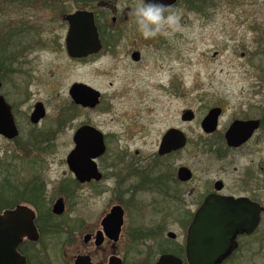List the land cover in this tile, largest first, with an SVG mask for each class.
I'll list each match as a JSON object with an SVG mask.
<instances>
[{"label": "rangeland", "instance_id": "1", "mask_svg": "<svg viewBox=\"0 0 264 264\" xmlns=\"http://www.w3.org/2000/svg\"><path fill=\"white\" fill-rule=\"evenodd\" d=\"M140 2L117 0L114 5L123 13L127 8L131 11ZM36 3V0H25L22 5L17 0H0V38L10 35H5L10 29L12 37L18 36L15 32L25 24L27 32L24 29V36H40L46 42L44 46L35 47L32 57L36 68L30 77L17 74L4 78L2 94L16 106L20 137L13 143L0 137V168L13 156L26 179L36 167L46 182L47 206L51 204L49 197H65L58 187L63 181L72 180L66 159L74 148L73 132L82 123L91 121L110 135L112 152L107 164L119 159L120 150L126 155L124 151L128 149L132 157L139 160L152 155L166 130L178 127L187 134L189 143L171 162L186 165L194 171V180L188 185V189L196 194L194 196L205 189H213L216 180L224 182V194H240L244 192L245 181L249 180L253 188L257 184L258 189L262 188L264 197V170H261L264 168V131L254 136L243 149L226 151L223 136H205L200 126L214 107L222 108L224 112L219 121L220 131L227 130L236 117L245 114L253 118L262 116L264 0H181L166 14L180 17L178 28L145 39L136 24H129L120 34L121 48L111 56H101L89 66L68 58L64 43L68 26L64 20L55 17L58 9L52 6L53 0H44V5ZM84 5L74 0H59L62 14ZM54 39L59 46L55 45ZM134 49H141L143 53L141 64H135L130 57ZM176 80H179L177 86ZM85 81L103 95V104L94 112L78 110L71 104L70 87L75 82ZM40 101L46 107L47 118L41 125L33 126L28 114ZM74 107L76 113L72 111L76 110ZM185 110L194 112L193 122L181 121ZM35 136L42 142L49 139L52 150L44 154L29 150L25 143L34 140ZM209 148L214 151L210 152ZM135 151H139L138 155H134ZM219 151H224L221 158L216 153ZM107 164L104 168L110 171ZM99 187H77L75 196L65 199V218L82 217L88 221L92 218L94 222L97 212H105L118 201L114 179L101 185V188H108L104 193H98ZM126 200L127 197L123 203ZM150 200L149 196H144L147 205H142L144 209L140 212L126 204L128 224L148 225L152 220H158ZM21 203L24 201L16 198L14 205ZM187 206L191 210L197 207L192 203ZM168 228L181 232L174 221ZM87 229L82 226L78 231L79 244L62 251L67 260L85 249L81 239ZM155 242L147 241L142 250H158ZM45 246L48 247L47 241ZM44 251L51 253L48 248Z\"/></svg>", "mask_w": 264, "mask_h": 264}, {"label": "flooded vegetation", "instance_id": "2", "mask_svg": "<svg viewBox=\"0 0 264 264\" xmlns=\"http://www.w3.org/2000/svg\"><path fill=\"white\" fill-rule=\"evenodd\" d=\"M74 1L79 3L83 2L85 5L83 7L78 6V8H76L73 12L62 14L59 10V0H53L52 6L55 9H58L56 10L57 12L55 17L57 19L61 18L64 20L66 16L73 15L79 11L93 13L95 25L99 34L101 49L97 53L87 56H69L66 49V38L68 35L69 24L64 20L68 26L67 34L64 40L65 51L68 58L73 62H80L84 64V66H89L91 62L97 60L105 54L106 56H111L116 53V50L121 48L120 34L122 30H124L129 24L135 26L133 19L130 16H127L130 8H127V10L123 13L119 12L117 7L114 5L115 1L117 0ZM179 1L181 0H177L174 5L168 7L169 11L165 14L170 13L177 6ZM36 2L42 3V5H44V0H36ZM26 27L27 25L25 26V24H21V30L15 32V35H18L16 37H12L13 32L12 29H10L9 32L5 33V35H10L0 38V42H2V44L0 43V94L11 107L14 122L18 129V136L13 139H8L3 135H0V137L12 143L20 137V128L17 122L19 121V116L15 104L10 102V99L7 98L6 95L2 94L4 78L6 76L17 74L30 77L36 68L35 59L32 57L35 47H41L46 44V42H44L45 40L40 36L34 38H28L24 36V29L27 32ZM156 40L154 43L157 42ZM53 42L55 45L59 46V42L57 40L54 39ZM134 54H137V58L134 57ZM130 57L135 64H141L143 61V53L141 52V49H134L131 51ZM178 83L179 80H176V86ZM75 84H84L99 91L98 89L94 88L91 83L86 81L75 82L72 84L70 89ZM163 87L166 86L163 85ZM100 94L101 96L99 103L95 107L77 104L70 95L71 104H73L75 107H78V110L82 109L88 112H94L101 106V104H103V95L101 92ZM38 104L43 105L45 109V116L37 123H34L32 121V115L35 112L36 106ZM260 109L262 111V116L260 118H253L249 114H245L244 116L236 117L233 120V122L237 120H257L260 124L258 129L253 133L252 137L239 147H229L225 140L227 130L233 122L225 131H220L218 123V128L215 132L207 133L202 127V122L206 117L205 116L201 121L200 126L205 136H223V141L227 146L226 151L241 150L252 141L254 136H257L259 132L264 131V106H261ZM72 111L76 113L77 109ZM188 111L189 110H185L181 114V121L183 123H191L183 119V116ZM29 113L28 119L30 124L33 126L41 125L47 118L46 107L42 101L36 102ZM223 113L224 112L222 109V115ZM84 127H92L100 131L103 136L105 151L101 156L92 160L96 164L97 168L95 176L81 181L75 171L71 169L67 160L72 152H74L77 148L75 139L78 131ZM172 129H176L184 135L186 139L185 146L177 150L164 152L161 150L164 137ZM53 133H55V130ZM109 136L110 135L104 133L98 127L93 125L91 121H86L79 127L75 128L73 132L74 148L72 151H70L66 159L68 168L71 172L72 180H65L58 187L59 191H61L65 197L58 196L56 199H54V197H49L51 204L47 206L46 182L42 178L41 173L36 170V167H34L32 170L31 176L25 179L23 178L21 167L19 164H15L17 161L12 159L13 156H11V159H8L7 164H2L4 168L3 170L1 169V165L0 206L5 204H10L12 206L2 209L0 208V213L2 214L6 211L14 210L20 205L28 207L33 212L37 237L34 240L25 237L18 247V252L23 257H25L27 264H118L119 262H121V264H158L159 259L164 255H173L180 259L183 264H189L186 251L189 226L194 220L197 211L205 202L206 198L213 194L231 196L235 200L246 198L254 203L259 204L263 208L261 222L258 228L251 234L246 232L238 233L230 250L224 256H222L216 264H264V229H262L264 220V197L262 195V188L258 189V184L255 185L256 188H253L251 185L252 181L246 180L243 186L244 192H241L240 194H224V182L222 180H216L213 182V189H205L203 192L197 194V196H194L196 194L188 189V185L194 180V171L186 165H176L172 164L171 162V159L173 157L179 156L187 148L189 143L187 134L181 128H168L163 136H161L157 150L154 151V153L150 156L147 155L145 157H141V160H139L132 157V155L128 152V149L124 151L126 155H124L122 152L123 150H120V155L117 154L119 159L117 161H111L107 164L112 152V149L110 148L111 141ZM34 140L29 139L25 143L29 150L38 152L39 154H44L52 150V144L50 143L49 139H45V141L42 142L35 136ZM209 150L210 152H213L214 148H209ZM222 152H216L218 158L224 156ZM127 153L129 157H127ZM138 153L139 151H135L134 155H138ZM126 158L129 159L127 160ZM105 164H107L106 168L110 169V171H106L104 168ZM28 166L31 169V166ZM184 169L191 172V179H187ZM261 170H264V168H261ZM80 175L82 176L83 174ZM247 176L251 177V174L248 173ZM110 179L115 180L114 193L117 196L116 200H118L116 203H114L105 212H97L94 222L92 218H90V221L87 219L84 220L82 217L75 218L74 216H71L69 219L65 218V199H72L75 196L77 187L100 186L98 193L101 194L104 193L105 189H108L101 188V185L106 184L110 181ZM217 182H222L224 184L221 191L216 190ZM144 196H149V199H151L150 207L152 208L154 214L159 217L158 220L154 222L152 220V223L148 225L139 223L128 224V207L126 204L130 205L132 209L140 212L144 209L142 205H147L144 202ZM126 197L127 200L125 203H123V199ZM11 198L15 200L18 198V200L21 202L24 201V203L14 205L15 200H8ZM59 200H62L64 204V213L62 214H56L54 211L55 205ZM190 203L197 206L195 210H191L187 206ZM116 208H120L122 210V224L120 222V213L116 214L119 216V218L118 216L114 215L111 217V221L107 220L105 222V220ZM173 221L180 227V233L169 230L168 226ZM82 226L88 227L81 239L83 244L82 247L85 249L83 251H77V253H75L71 259L67 260L64 256H62V251L68 249L71 245L79 244L77 234ZM126 230L127 232L125 235ZM124 236H126L125 242ZM157 240L159 241L156 243L155 241ZM46 241L48 242V247L45 246ZM147 241L155 242V247L158 246L159 249L142 250L143 247L146 248ZM53 243L54 245L49 248V246H51ZM47 248L48 250L50 249L51 253L46 254L44 250ZM56 261L59 262L57 263Z\"/></svg>", "mask_w": 264, "mask_h": 264}, {"label": "water", "instance_id": "3", "mask_svg": "<svg viewBox=\"0 0 264 264\" xmlns=\"http://www.w3.org/2000/svg\"><path fill=\"white\" fill-rule=\"evenodd\" d=\"M176 1L162 0L168 7L174 5ZM64 20L69 24L66 38V49L69 56H87L100 51L101 44L93 13L79 11L66 16ZM134 57L137 58V54H134ZM70 95L77 104L90 107H95L101 96L99 91L84 84H75L70 89ZM221 115V108L211 109L202 122L204 131L215 132ZM44 116L45 109L42 104H38L32 115V121L37 123ZM183 119L192 122L195 119L194 112L189 110ZM259 125L257 120L233 122L225 136L227 145L229 147L243 145L252 137ZM0 135L8 139L18 136L11 107L1 94ZM75 140L77 148L67 161L79 179L84 181L96 174V164L92 160L101 156L105 151L103 136L100 131L92 127H84L78 131ZM185 143L184 135L172 129L164 137L161 150L164 152L177 150L184 147ZM184 170L187 179H191V172ZM223 186L222 182H217L216 190L221 191ZM54 211L56 214L64 213L62 200L56 203ZM113 212L105 222L111 221V217L120 213L122 224V210L116 208ZM262 212L263 208L259 204L246 198L235 200L231 196L218 194L208 196L188 229L186 245L188 263L216 264L230 250L238 233L251 234L258 228ZM36 235L33 212L28 207L18 206L14 210L0 213V264H27L25 257L18 252V247L25 237L34 240ZM158 264L183 263L173 255H164L159 259Z\"/></svg>", "mask_w": 264, "mask_h": 264}, {"label": "clouds", "instance_id": "4", "mask_svg": "<svg viewBox=\"0 0 264 264\" xmlns=\"http://www.w3.org/2000/svg\"><path fill=\"white\" fill-rule=\"evenodd\" d=\"M168 6L162 0H141L130 12L129 16L145 39L167 34L169 29L175 30L180 25V17L168 14Z\"/></svg>", "mask_w": 264, "mask_h": 264}, {"label": "trees", "instance_id": "5", "mask_svg": "<svg viewBox=\"0 0 264 264\" xmlns=\"http://www.w3.org/2000/svg\"><path fill=\"white\" fill-rule=\"evenodd\" d=\"M13 1H15V0H13ZM24 2H25V0H17V3L18 4H24ZM21 7V6H20ZM17 29V28H16ZM10 206H12V205H10V204H8V205H3V206H0V208L2 209V208H7V207H10Z\"/></svg>", "mask_w": 264, "mask_h": 264}]
</instances>
